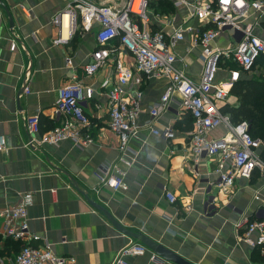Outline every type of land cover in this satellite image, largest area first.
<instances>
[{"label":"crops","instance_id":"crops-1","mask_svg":"<svg viewBox=\"0 0 264 264\" xmlns=\"http://www.w3.org/2000/svg\"><path fill=\"white\" fill-rule=\"evenodd\" d=\"M71 1L0 0V137L6 147L0 152V264H11L22 245L3 234L2 212L23 194L33 196L27 214L30 232L39 237L33 245H48L56 255L73 258L75 264H111L123 247L140 243L116 230L90 202L108 211L127 231L146 236L163 251L191 264H264V246L246 245L235 228L243 217L264 219V172L255 170L249 180L238 178L221 192L215 162L205 155L194 157L189 150L188 113L170 103L156 122L150 123L149 110L168 86L165 77L145 79L140 87L139 130L124 154L131 165L119 167L125 172L126 190L113 192L101 186L102 168L112 171L122 154L108 126L107 96L100 84L114 80V59L131 60L127 53L115 51L109 66L86 76L84 66L97 48V25L84 32L78 26L70 31L68 23L64 39L63 29L54 23ZM89 1L118 8L126 3ZM165 1L169 9L164 11L148 7L152 30L166 33L168 41V35L179 27L201 29L189 7H175L172 0ZM247 24L254 25V34L264 39V18L251 13L239 22L238 30L219 36L211 47L236 45ZM192 38L193 33L186 32L172 51L177 57L175 67L197 82L203 64L201 49L193 45ZM117 44L116 40L111 43ZM73 78L93 90L92 100L86 104L93 142L79 146L66 140L57 146L27 147L29 137L21 117H38L40 130L32 139L39 141L55 127L51 115L58 90ZM227 78L224 70L216 75L219 82ZM135 89L129 87L126 93L131 95ZM230 90L220 106L222 113L225 105L238 104ZM153 128H172L175 137L164 140L151 133ZM224 134L219 128L209 137ZM165 192L173 194L175 203L168 202ZM128 261L176 264L149 249Z\"/></svg>","mask_w":264,"mask_h":264},{"label":"built area","instance_id":"built-area-1","mask_svg":"<svg viewBox=\"0 0 264 264\" xmlns=\"http://www.w3.org/2000/svg\"><path fill=\"white\" fill-rule=\"evenodd\" d=\"M150 1L126 0L124 6L118 8L98 5L89 0H72L66 11L54 19V23L62 29V21L67 16L70 31L78 26L88 32L93 24L97 25V48L84 66L86 76H92L109 66L115 51L127 53L131 60H112L114 80H103L100 84L107 96L108 126L117 137L118 150L122 154L112 171L102 168L101 186L113 192L126 190L125 172L120 171L119 167L121 164L125 167L131 165L124 154L128 151L129 141L135 138L139 130L140 87L145 79L160 77L167 78L168 86L149 110L150 123H155L170 103L188 113L192 121L191 130L187 132L189 150L194 157L205 155L215 162L214 172L218 175L217 187L221 192L231 188L238 178L249 180L255 170L264 172V162L258 155L262 141L251 136L250 124L245 120L233 122L229 115L220 110L230 88L239 80L241 70L248 71L260 56H264V39L254 34V25L247 24L242 28V37L236 45L211 47L219 36L238 30L239 22L248 14L264 18V0H172L175 7H189L191 16L199 21L201 29L179 27L168 35V41L166 33L151 29ZM186 32L193 33L192 43L201 49L203 67L197 82L175 67L177 57L172 49L184 40ZM60 39L64 41L62 37ZM115 40L117 46L111 45ZM220 70L228 73L225 81L216 80ZM129 87L136 88L131 95L126 93ZM92 97L93 90L73 78L58 90L51 115L55 127L42 134L39 141L32 139L40 130L38 117H21L29 137L26 146L32 149L42 144L57 146L66 140L79 146L91 144L93 139L89 134L86 104ZM219 128L225 130L224 136L210 138L209 134ZM151 133L164 140L175 137L172 128H153ZM5 150L4 139L0 137V152ZM165 198L170 204L175 203L171 192H165ZM32 202V194H23L15 205L2 212L5 223L3 234L22 244L11 264H75L73 258L56 255L48 245H33L39 241V237L31 233L28 227L27 214ZM235 228L246 245L251 248L264 246V219L243 217ZM146 251L147 248L140 243L128 244L118 252L111 264H130L129 259Z\"/></svg>","mask_w":264,"mask_h":264},{"label":"trees","instance_id":"trees-1","mask_svg":"<svg viewBox=\"0 0 264 264\" xmlns=\"http://www.w3.org/2000/svg\"><path fill=\"white\" fill-rule=\"evenodd\" d=\"M157 4H162L165 9H169L165 0H151L149 7L159 9ZM261 57L264 56H260L248 71L241 70L240 79L230 90L231 96L237 99V106L225 105L222 111L229 115L233 122L245 120L250 124L251 136L262 141L258 155L264 162V73L256 75L257 71H255L258 70L256 66L260 64ZM190 123L192 126L191 119Z\"/></svg>","mask_w":264,"mask_h":264},{"label":"water","instance_id":"water-1","mask_svg":"<svg viewBox=\"0 0 264 264\" xmlns=\"http://www.w3.org/2000/svg\"><path fill=\"white\" fill-rule=\"evenodd\" d=\"M90 204L97 210L101 211L104 216L107 218V220H109V222L113 225V227L118 230L119 232L130 236L131 238L139 241L142 245H144L147 249H149L151 252H153L154 254L160 256V257H166L169 258L171 260H173L176 264H191L187 261H185L184 259L180 258L179 256H177L174 253H170V252H165L162 250L161 246L158 245L157 243L153 242L152 240H150L149 238H147L146 236L140 234V233H133V232H129L127 231L125 228H123L119 223H117L115 221V219L110 215V213L108 211H106L105 209H103L101 206L90 202Z\"/></svg>","mask_w":264,"mask_h":264},{"label":"rangeland","instance_id":"rangeland-1","mask_svg":"<svg viewBox=\"0 0 264 264\" xmlns=\"http://www.w3.org/2000/svg\"><path fill=\"white\" fill-rule=\"evenodd\" d=\"M157 6H158V8L160 9V10H164L165 8L162 6V4H157ZM154 7V6H153ZM166 7V6H165ZM262 62V63H261ZM259 65H257L256 66V68H258V70H255V71H257V74L256 75H258V74H260V73H264V57H261L260 59H259Z\"/></svg>","mask_w":264,"mask_h":264},{"label":"bare ground","instance_id":"bare-ground-1","mask_svg":"<svg viewBox=\"0 0 264 264\" xmlns=\"http://www.w3.org/2000/svg\"><path fill=\"white\" fill-rule=\"evenodd\" d=\"M69 19H68V17L67 16H64V24H63V21H62V24H63V26H62V29H63V38L64 39H66L67 38V35H68V32H69V29H68V27H69ZM69 23V24H68ZM61 29V30H62ZM62 38V39H63Z\"/></svg>","mask_w":264,"mask_h":264}]
</instances>
